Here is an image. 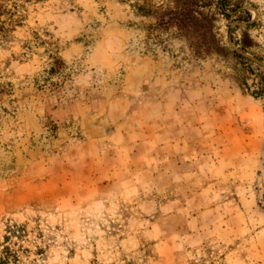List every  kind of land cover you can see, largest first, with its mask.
<instances>
[{
    "label": "rangeland",
    "instance_id": "374dc122",
    "mask_svg": "<svg viewBox=\"0 0 264 264\" xmlns=\"http://www.w3.org/2000/svg\"><path fill=\"white\" fill-rule=\"evenodd\" d=\"M235 2L256 24L203 37L176 0H0L10 264H264V62L230 52L263 55L264 0Z\"/></svg>",
    "mask_w": 264,
    "mask_h": 264
},
{
    "label": "trees",
    "instance_id": "16d2710c",
    "mask_svg": "<svg viewBox=\"0 0 264 264\" xmlns=\"http://www.w3.org/2000/svg\"><path fill=\"white\" fill-rule=\"evenodd\" d=\"M180 5V9L177 12L172 13L170 16H167L166 23L175 19L174 21L181 30H189L199 28L202 30L201 36H205L206 32L213 30L212 22L216 21L217 16H221L224 19H230L231 22H236L233 28L228 29L233 32L236 29H239V24L244 23V28H249L256 24V21L251 19L250 13L246 9H241L242 4L240 2H235V0H216L215 6H212V0H176ZM231 4L232 9H228V5ZM215 7V8H214ZM138 9H140L138 7ZM164 18H161L163 21ZM164 22V21H163ZM231 37V36H230ZM232 39V44L240 52L236 50H230L232 55L239 59L240 63H253L250 59L246 58L243 54H248L259 61L264 62V49L263 55L253 52L246 42L245 39ZM206 48V51H209ZM258 68H261L256 64ZM13 227V228H11ZM17 230L14 229V225L6 227V233L10 236L18 237L15 234ZM7 238V237H6ZM15 251L10 248L8 245H3L0 251V264H10L16 260Z\"/></svg>",
    "mask_w": 264,
    "mask_h": 264
}]
</instances>
